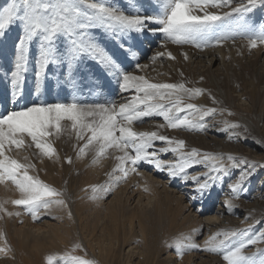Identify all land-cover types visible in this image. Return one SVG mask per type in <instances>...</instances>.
<instances>
[{
	"label": "rangeland",
	"instance_id": "1",
	"mask_svg": "<svg viewBox=\"0 0 264 264\" xmlns=\"http://www.w3.org/2000/svg\"><path fill=\"white\" fill-rule=\"evenodd\" d=\"M8 2L0 0V8ZM105 2L129 15L138 11L140 15L147 16L159 11V0ZM232 6H236L235 0ZM207 10L216 13L230 11L229 8L211 7ZM245 19L249 26L264 25V5L250 10ZM237 22L234 15L226 25ZM20 34L19 25L14 24L0 37V114L32 103H67L73 99L83 105H118L123 103L120 98L126 101L136 95L134 90L121 91L117 77L104 73L97 61L85 56L80 65L83 71L75 88L62 79L58 80L50 71L49 79L43 82L37 93L35 64L30 62L22 86L23 98L12 97L7 73L13 67L15 45ZM91 34L105 52L123 62L125 70L144 76L151 83H184L189 88H201L204 92L193 99L184 95L183 103L221 110L207 118V127L203 128L171 129L162 116L153 114L134 121V131H158L184 140L185 152L196 148L202 153L223 154L225 157L232 154L239 159H247L248 167L253 164L255 167L251 168V174L243 185L245 191L238 198L234 197L229 185L238 179L243 165L237 169L230 168L202 195L194 191L196 185L193 182L172 179L166 171H158L143 162L135 172L129 171L126 178L118 180L122 173L113 169L118 163L115 157L121 153L109 149L99 158L93 148L80 153L79 149L86 140L79 139L77 130L65 121L59 135L47 138L55 148V155L51 158L41 156L34 145L18 150L13 148L7 153L22 163L34 164L29 174L60 192L61 195L54 199L64 200L65 205L53 202L47 210L41 208L37 213L39 218L34 220L25 207L5 204L8 211L19 215L0 214V232L4 234L0 237V246L11 249L7 256L0 254V264H47L48 255L56 257L54 264H75L68 258L69 254L92 264H227L223 251L202 250L205 241L217 232L248 229L243 234L229 237L226 246L231 250L264 230V44L249 48L248 39L237 36L235 40H224L221 45L197 48L189 43L171 42L163 34L134 33L123 39L103 29H93ZM129 48L135 55L126 57ZM157 52L163 56L152 60ZM194 52L201 54L199 59L192 58ZM31 55L34 61L35 44ZM214 55L217 60L210 65L209 60ZM137 63L144 67L135 69ZM215 76L218 78L216 82L213 80ZM120 93L121 96L116 98ZM176 115L193 119L198 114L185 110ZM225 121L241 125L235 130L241 133L239 138H229L231 133L222 131L226 127ZM159 125L165 127L158 128ZM164 146L159 141L154 145L157 149ZM160 156L171 161L177 154L162 153ZM225 163L229 162L225 159ZM207 171L208 168L197 165L189 169L188 174ZM93 185L112 190L98 191L93 198ZM139 196L143 203L138 202ZM17 198H20V193L10 181L0 183V200ZM228 200L233 204L231 213L225 208ZM217 239L223 240L224 237ZM190 243L201 247H187ZM262 250L264 240L246 247L244 253L255 254L258 262Z\"/></svg>",
	"mask_w": 264,
	"mask_h": 264
},
{
	"label": "snow or ice",
	"instance_id": "2",
	"mask_svg": "<svg viewBox=\"0 0 264 264\" xmlns=\"http://www.w3.org/2000/svg\"><path fill=\"white\" fill-rule=\"evenodd\" d=\"M235 2L236 6H232L234 0H159L158 13L147 16L140 15L138 11L135 15L126 14L119 7L109 6L105 0H9L6 6L0 8V37L14 24L19 25L21 32L15 45L13 67L7 73L12 97L23 98L22 86L30 62L35 64L37 93L43 82L49 79L50 71L58 80L62 79L65 84L75 88L77 78L83 71L80 65L85 56L97 61L104 73L117 77L121 91L134 90L136 93L128 102L119 106L114 103L83 105L73 99L67 103H32L0 114V183L10 181L20 193V198L0 200V214L19 215L5 207V204L11 203L25 207L36 220L41 208L47 210L53 202L65 205L64 200L54 199L61 195L60 192L29 174V170L35 167L34 164L22 163L7 154L13 148L18 150L34 145L41 156L51 158L55 155V148L47 138L59 135L65 121L70 122L72 128L77 130L79 139L86 140L79 149L80 153L89 148L95 149L97 158L104 156L109 149L121 153L115 157L118 163L113 169L114 172L122 173L118 180L126 178L129 171L135 172L136 167L143 162L154 166L158 171H166L172 179L193 182L196 185L194 191L202 195L214 186L217 179L228 173L230 168L237 169L243 165L238 179L229 185L234 197L238 198L245 191L243 185L251 174V168L255 167L254 164L248 167L247 159H239L232 154L225 157L223 154L202 153L196 148L185 152L184 140L162 135L158 131L137 132L132 128L134 121L153 114L162 116L167 122L166 126L171 129L207 127L206 119L221 110L194 103L184 104L182 99L184 95L193 99L204 90L186 87L184 83H151L144 76L125 70L123 62H118L113 55L105 52L91 34L93 29H103L121 39L134 33L163 34L171 42L189 43L197 48L221 45L224 40H235L237 36L246 37L249 48L264 44V25L249 26L245 19L250 10L257 5H264V0ZM209 7L229 8L230 11L216 13L208 11ZM234 15L238 22L226 25V21ZM149 24L155 27H147ZM33 44L36 46L34 61L31 55ZM128 54L135 55L131 48L126 57ZM162 55L157 52L151 59L155 60ZM168 55L171 57V53ZM134 67L138 70L144 66L137 63ZM185 110L198 115L193 119L186 115L183 118L176 115ZM225 125L222 131L230 132L229 138L240 137L241 133L235 131L241 127L240 124L225 121ZM157 141L165 146L155 148ZM162 153H175L177 156L174 160L166 161L161 158ZM225 159L229 163H225ZM68 161L71 162V158ZM128 165L132 167L129 168ZM197 165L208 168V171L190 176L188 170ZM91 190L93 198H96L98 191L110 192L112 189L93 185ZM225 208L229 213L233 211L231 200L225 201ZM251 227L250 225L249 228ZM247 231L248 229L217 232L205 241L202 250L213 253L223 251V259L227 264H264V250L260 252L261 259L258 262L255 254L244 253L246 247L264 240V230L255 238H246L244 242L228 250L226 241L229 237ZM3 236V232H0V237ZM219 236L224 239L218 240ZM187 247L200 249L201 246L190 243ZM10 251V247L0 246V254L7 256ZM68 258L75 264H92L89 260L70 254ZM55 259L54 255H48L47 264H54Z\"/></svg>",
	"mask_w": 264,
	"mask_h": 264
},
{
	"label": "bare ground",
	"instance_id": "3",
	"mask_svg": "<svg viewBox=\"0 0 264 264\" xmlns=\"http://www.w3.org/2000/svg\"><path fill=\"white\" fill-rule=\"evenodd\" d=\"M213 52H214V50H213ZM161 53V52H160ZM187 53H189V52H187ZM200 53H198V52H194L193 54H192V58H194L195 57V60H196V58H198V57H200ZM209 55V54H208ZM163 56V55H162ZM162 56H160V57H162ZM188 56H191L190 55V53H189V55ZM211 56H212V54H211ZM203 57V56H202ZM201 57V58H202ZM159 59V58H158ZM199 59V58H198ZM215 60H217V58H216V56L214 55L212 58H210V60H209V63H210V65H212L213 63H215L216 61ZM191 61V60H190ZM202 62V61H201ZM162 63V62H161ZM198 65H199V63H198ZM145 68H146V66H145ZM134 74H135V72H134ZM216 79H218L216 76L213 78V80H215V82H216ZM118 91H120V90H118ZM129 91V90H128ZM121 96V93H120V95H116V98L117 97H120ZM128 98V97H127ZM116 100V99H115ZM120 100L121 101H123V103H126V102H128L130 99H127L126 101L124 100V99H122V98H120ZM122 104V103H121ZM117 106H119V104L117 105ZM140 196H141V194H140ZM139 196V199H138V202L139 203H143L142 201H141V197ZM149 202H150V200H149ZM142 212V211H141Z\"/></svg>",
	"mask_w": 264,
	"mask_h": 264
}]
</instances>
